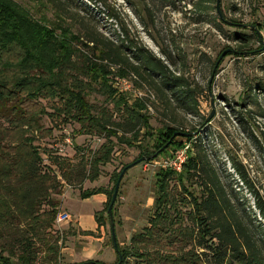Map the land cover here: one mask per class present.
<instances>
[{
	"label": "rangeland",
	"instance_id": "rangeland-1",
	"mask_svg": "<svg viewBox=\"0 0 264 264\" xmlns=\"http://www.w3.org/2000/svg\"><path fill=\"white\" fill-rule=\"evenodd\" d=\"M11 1L28 10L33 18L49 27H69L71 33L82 36L87 31H97L116 43L126 41L129 37L138 46L162 59L176 74L185 75L193 85H199L206 92L198 97L199 116L186 114L183 110L172 114L156 93L135 75L131 74L126 79L112 78L114 88L125 95L130 104L135 101L146 103L149 108L148 113L144 110L147 115V130L141 132L142 137L137 139L134 148L117 143L116 138L111 139L115 145L113 161L102 168L103 173L95 182L84 176L92 173L89 160L106 141L105 135L85 136L79 132L78 123L63 124L59 116H45L40 122L43 130L26 134L27 137L34 138V146L39 149L43 158V162L39 164L44 176L43 191L49 187L48 193H44L41 199H36L33 203L34 209L40 208L39 220L25 218L27 215L23 213L27 209L28 199L32 198V195L22 190L27 189L26 183L8 182L7 179L0 182V190L3 187L9 188L12 197V191L21 195L18 206H15L7 193L0 194L5 201L3 204L11 206L6 216L0 218V249L4 250V257L10 256L12 264H27L20 255L25 250L32 249L30 264H70L65 260L64 251L73 245L72 241L77 238L78 233L70 231L67 224L59 228L56 225L58 214L65 211L64 208L83 213L98 208L94 201L88 202L79 198V191L98 187H107L111 191L113 172H119L123 166L133 163L141 151L146 149L152 159L131 169L137 172H133V176L125 184L128 186L130 181L135 183V191L139 192L137 200L143 193L148 197L141 200V205L137 204L132 208V220L129 222L124 220L119 194L116 201L119 205L116 206L117 220L114 217V221L115 224L119 223L118 231L116 230L118 243L120 241L123 248L129 247L133 235L142 233L144 228L149 227V221L156 209L154 173L159 170L150 162L169 156L180 149L177 145L182 146L192 137L198 140L199 145L190 155L201 152V157H205L218 171L232 204L241 216L246 217V223L252 222L257 233L264 234V219L255 200L256 194L264 199V118L253 113L248 116L245 106L241 107L243 99L246 98V86L252 82L256 85L264 80V46L255 43V55L239 57L234 52L237 43L231 38L234 32L251 35L256 26L264 25V0H220L221 14L229 24L218 19V12L215 10L217 0H203L205 2L201 6L208 7L207 10L198 9L195 3L200 0H171L175 2V7L168 6L170 0H57L61 8L55 3L56 0ZM232 20L236 21L235 26L230 23ZM260 36L264 42V29ZM125 44L128 45L127 42ZM228 50L232 51L227 52L220 60ZM132 61L138 63L136 60ZM5 76L8 77V73L0 74V77ZM97 93L88 96L89 102L112 111L115 105L108 103L105 96ZM39 106L54 114L52 107L60 108L61 104L44 100L43 103H38ZM213 108L216 113L207 122ZM250 109L252 111L253 108L250 106L247 110ZM119 120L121 118L116 113L114 121ZM166 125H184L188 137L174 136L171 140L177 145L169 144L170 148L165 149V154L153 159L158 134L151 132L157 133L158 129ZM16 131L9 130L8 124L3 125L0 122L1 145L17 146L23 139ZM1 157L0 171H6L8 165ZM147 164L149 167L145 172L142 168ZM235 164L242 166L246 180L238 173ZM108 179L109 184L106 183ZM185 187L195 197L201 198L199 181L188 180ZM186 188L179 187L176 180L169 187L170 202L166 205L171 209L169 212L172 222L177 223L170 226L169 236H185L187 229L195 228L193 215H190L191 212L195 213V204L190 202L193 198ZM25 195L27 199H24ZM11 216L19 219L10 223ZM105 218V226L108 228L106 246L113 249L109 216L105 214ZM181 240L176 245L172 243L166 253L179 255L177 250L179 253L195 251L200 254L205 251L198 248L194 240H187L186 237L182 242ZM111 262L119 264L120 258L118 259L117 254L116 258H111ZM129 262L147 264L146 260L136 257H131Z\"/></svg>",
	"mask_w": 264,
	"mask_h": 264
},
{
	"label": "trees",
	"instance_id": "trees-1",
	"mask_svg": "<svg viewBox=\"0 0 264 264\" xmlns=\"http://www.w3.org/2000/svg\"><path fill=\"white\" fill-rule=\"evenodd\" d=\"M203 2L205 1L200 0L195 4L198 9L207 10L208 7L201 6ZM55 3L61 8L57 0ZM175 5L174 1L168 2L170 7ZM215 10L218 12L217 7ZM218 16L219 20L229 24L219 13ZM230 23L235 26L236 21L232 20ZM263 29L264 25L256 26L251 35L234 32L231 38L237 43L235 54L239 57L254 54L255 43H261L263 47L264 42L260 36ZM132 60L138 63L135 64ZM0 69V74L8 73V77H0V122L3 125L8 124L9 130H17L23 139L15 147L13 144L4 147L0 142V156L8 165L6 171H0V182L7 179L8 182L27 184V189H20L32 195V198L28 199L27 209L23 213L27 215L25 218L35 221L39 220L40 208L34 209L33 203L36 199H41L44 193H48L49 187L43 191L44 176L39 168L43 158L39 149L34 146V138L27 137L26 134L43 130L40 122L45 116H59L63 124L76 122L80 126L79 132L85 136L105 135L106 141L89 160L92 173L84 176L95 182L101 177L102 168L113 161L115 145L111 139L116 138L117 143L134 148L137 139L142 137L141 132L147 130V115L144 110L148 113L149 108L146 103L135 101L130 104L125 95L114 88V78L126 79L131 74L135 75L156 93L172 114L183 110L186 114L199 116L198 97L206 92L199 85H193L185 75L176 74L162 59L141 48L129 37L126 41L116 43L97 31H87L82 36L71 33L69 27H49L11 0H0ZM246 89V98L243 99L241 107L245 106L248 116L253 113L264 118V80L256 85L249 83ZM97 92L105 96L108 103L115 105L112 111L89 102L88 96ZM44 100H52L61 106L52 107L54 114L48 113L46 108L38 107V103H43ZM250 106L252 111L247 110ZM116 113L121 121H114ZM183 126L166 125L158 129L157 133L151 132L158 134L157 149L153 154L158 153L177 133H181L178 136L188 137ZM127 135L133 137L128 138ZM188 141H191L193 151L199 145L198 140L193 137ZM173 144L177 145L171 143ZM177 146L181 148L183 144ZM164 152L166 150L158 157ZM200 153L198 151L197 155L189 154L181 173L159 169L155 184L156 209L150 219V226L142 233L133 235L129 247L123 248L119 243L116 248L114 246L118 259L119 255L122 257L120 264H131V257L146 260L147 264H264V234L259 235L252 222L246 223V217L241 216L232 204L218 171ZM146 156L150 157L147 150L143 149L134 162ZM129 165L123 166L119 172H113L111 191L99 187L82 193V198L98 193L108 196L104 211L97 216L100 225H105V214L108 216L116 183L123 169ZM234 167L246 180L242 166L235 164ZM173 180L181 188H186L185 183L188 180L199 181L202 190V196L198 198L186 188L193 198L190 202L195 204V213H190L193 215L195 228L187 229L185 236L178 234L179 237L173 234L169 236L170 226L177 224L172 222L169 212L171 209L166 205L170 202L169 187ZM8 190L9 188L3 187L0 194L7 193L9 199H13L14 205L18 206L21 195L12 191V197ZM24 199H27L26 195ZM255 200L264 219V199L256 194ZM3 201L0 195V218L5 217L8 208H11L10 205H4ZM18 219L17 216H11L8 221L15 223ZM185 237L187 240H194L198 248L205 251L200 254L195 251L179 253L177 250L179 255L166 253L172 243L176 245ZM0 250V264H12L11 257H4V250ZM31 252L32 249H28L20 255L27 264L31 262Z\"/></svg>",
	"mask_w": 264,
	"mask_h": 264
},
{
	"label": "crops",
	"instance_id": "crops-1",
	"mask_svg": "<svg viewBox=\"0 0 264 264\" xmlns=\"http://www.w3.org/2000/svg\"><path fill=\"white\" fill-rule=\"evenodd\" d=\"M156 161L157 160H154L150 163L152 164L154 163V167L158 168L157 166H155ZM136 166L128 169V171L125 173L122 179L123 181H121V184H120L121 190L119 189V195H120L119 200L122 203V206H121L122 209L121 208L120 209L122 210L124 214V220L126 222H129L132 220V216H131V213H133L132 208L137 206V204L141 205L140 204L141 200L142 199L144 200L148 197V195L146 196V193H143V196H140V199L137 200L136 198L138 197L139 192L136 193L135 191V188H134L135 183L130 181V184L128 186L127 184H125L126 180H129L130 176H133V172H137V170L131 171V169L135 168ZM148 167L149 165L147 164L142 169H144V171L146 172L148 171L147 170ZM159 169L160 168H158V170ZM156 174L154 173L155 180H156ZM106 183L109 184V179L106 181ZM105 189H108V188L106 187ZM86 190H91V189L85 188L83 189V191L81 192L79 191L77 196H79V198H81L84 201H88V202L94 201L95 204L99 206L98 208H94L89 213H83V212H78L74 210L70 211L69 209H65L62 206V209L64 208V210L71 215V220L68 223H66L67 224L66 227L70 231L74 233L75 232L78 233L77 238L73 239L72 241L73 245L64 251L65 260H67V262L70 264H86L89 262H100L102 264H114L111 262V258L113 257L116 258L117 252L114 248V245H113V249H111L109 246H106L108 228L105 225H100L97 219V216L102 214V212L104 211L106 207V204L108 203V196L104 193H98V194L92 195L87 198H82V193H84ZM118 205L119 203H117L116 206ZM117 210L118 208L116 207V211L114 214L115 219L117 218ZM118 225L119 223L116 222L115 229L117 231H118ZM109 229H110V225H109ZM118 240L119 238H117V241ZM119 245L121 246L120 241H119Z\"/></svg>",
	"mask_w": 264,
	"mask_h": 264
},
{
	"label": "built area",
	"instance_id": "built-area-1",
	"mask_svg": "<svg viewBox=\"0 0 264 264\" xmlns=\"http://www.w3.org/2000/svg\"><path fill=\"white\" fill-rule=\"evenodd\" d=\"M191 141L183 143V146L171 153L169 156L156 161L155 166L163 170H172L177 173L183 171V167L188 160L189 154L192 151ZM71 220V215L68 212L62 211L56 218V225L61 228Z\"/></svg>",
	"mask_w": 264,
	"mask_h": 264
},
{
	"label": "water",
	"instance_id": "water-1",
	"mask_svg": "<svg viewBox=\"0 0 264 264\" xmlns=\"http://www.w3.org/2000/svg\"><path fill=\"white\" fill-rule=\"evenodd\" d=\"M217 10H218V13L221 15V17L223 18L222 14H221V11H220V0H217ZM231 51L228 50L225 53H223V55L220 57V60L227 54V52H231ZM218 64H219V61L217 62L216 66H215L214 72H215L216 67L218 66ZM212 105H213V103H212ZM215 113H216V109L213 108V111H212L210 117L207 119V122H209L211 120V118L214 116ZM178 134L181 135V133H177V135H175V136H178ZM171 143H172V140H170L167 145H165L158 153H156L153 156V159L156 158L160 152H163L168 147V145L171 144ZM151 159L152 158H150V157L149 158L148 157H143V158L135 161L134 163H131L128 167L123 169V171L121 172V174H120V176L118 178V181L116 183L115 190H114V193H113V196H112L111 205H110V207L108 209V216H109V220H110L111 237H112V241L114 243L115 248L118 246V241H117V235H116V229H115L113 208H114V205H115V203L117 201V197H118V194H119L121 181H122L125 173L128 171V169H130V168H132V167H134V166H136V165H138L140 163H143L145 161L151 160ZM119 258H120V262H119V264H120L121 261H122L121 255H119Z\"/></svg>",
	"mask_w": 264,
	"mask_h": 264
}]
</instances>
